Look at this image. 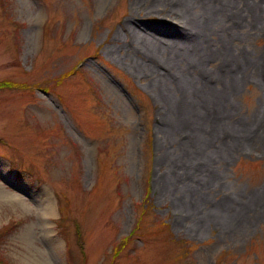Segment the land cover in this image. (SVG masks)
<instances>
[{
	"label": "rangeland",
	"instance_id": "374dc122",
	"mask_svg": "<svg viewBox=\"0 0 264 264\" xmlns=\"http://www.w3.org/2000/svg\"><path fill=\"white\" fill-rule=\"evenodd\" d=\"M158 1L0 0V264H264V0H198L190 22ZM193 96L220 177L200 232L165 185Z\"/></svg>",
	"mask_w": 264,
	"mask_h": 264
},
{
	"label": "bare ground",
	"instance_id": "6f19581e",
	"mask_svg": "<svg viewBox=\"0 0 264 264\" xmlns=\"http://www.w3.org/2000/svg\"><path fill=\"white\" fill-rule=\"evenodd\" d=\"M140 1V0H138ZM184 2L182 4H180V10L182 11V13L184 14L185 18L190 22V20L187 18L188 15H190L191 10H195V3H200V1L198 0H183ZM221 1H225L226 3L229 0H220ZM161 3H164L163 0L158 1L157 3H155V5H160ZM248 5V4H247ZM254 7H256V9H258V7L260 6L261 8H263L262 4H258L256 5V3H253ZM178 6V9H179ZM215 6V8H217L216 10H220V6L218 5H213ZM155 9V8H152ZM214 13V12H213ZM240 15H244L241 11H240ZM188 22V23H189ZM196 22V21H192V24ZM197 22H199V19L197 20ZM191 24V23H190ZM173 29H178L179 25L176 27H172ZM138 37L140 38L141 41H144V39H146L145 34L143 33H139L136 32ZM206 50V49H204ZM207 51V50H206ZM206 52L202 51L201 54L204 55ZM167 85L171 88V84L168 82ZM235 88V86H234ZM228 89H232V88H228ZM218 91V90H217ZM215 90H213V93L217 92ZM209 92V91H208ZM209 92V95L215 99V103L218 104L219 106H222V109L224 108V113L225 114H229V112L233 109V105L232 103L229 102H222L219 98V96L215 97V95ZM196 95V94H194ZM224 101V99H222ZM197 103V96L196 98H194L193 96V100L191 102H185L182 101V107H180L178 110V115H176V110L173 114V116H171V120H170V124L168 125V128L166 130V139L165 141L169 142L173 139V134L174 131L176 129V127L178 125H185L188 124V126L190 127V129L194 130L195 132V140H194V144L193 146H190V144L184 142L185 145V150L183 151H178L176 149H172V150H168L166 152V161L169 162H173V165L175 166V164H177L178 168L180 169L179 172H175L174 175H168V177L166 178V184L167 187H169V189H171L172 191L174 190L177 193H181L182 196H191L194 197L196 199L195 203L193 204V206H191L192 210L193 207L198 210L200 216L199 218H201L200 222L198 221L197 224V230L200 232V227H201V222L203 221L204 218H206L205 215V211L204 210L206 208V206L202 205L203 203H209L210 201V193H211V189L213 187L214 184H216L217 182L220 181V177L217 173L211 171L210 172V167L209 164L212 165V167H214L213 162H208L210 161V155H209V147L207 148L206 145L208 143V139L210 138L211 134H212V130H209L206 134L204 132V129L199 130V123L198 119L200 117V113L199 110L196 106ZM171 105H175V102L171 100ZM178 108V107H177ZM205 120L210 121V123L213 125V119L211 117V115L206 116L204 115V123ZM234 123V125H233ZM231 123L232 126H234L236 133L239 134H245L249 131V128H247L246 126L240 125L238 123L233 122ZM216 125V124H214ZM213 128V126H212ZM202 131V132H201ZM210 133V134H209ZM232 145V144H231ZM226 144L223 143L221 146V149H224L225 151L223 153L225 154H229L228 149H226ZM184 152V153H182ZM194 155H199L201 156L200 158L204 159V164L202 166H197L194 165L192 163V157ZM216 169V168H214ZM190 175H197L200 176L201 179H203V182H201V184L196 180L193 181L190 179ZM168 189V190H169ZM179 193V194H180ZM227 204V201L223 200L222 203L217 202L216 206H212V208L214 209L210 215H212L213 212H218L217 210H222V214L226 217L227 215V210L228 208L225 206ZM219 214V213H217ZM219 217V215L217 216ZM225 222L228 221V218L223 219Z\"/></svg>",
	"mask_w": 264,
	"mask_h": 264
},
{
	"label": "trees",
	"instance_id": "16d2710c",
	"mask_svg": "<svg viewBox=\"0 0 264 264\" xmlns=\"http://www.w3.org/2000/svg\"><path fill=\"white\" fill-rule=\"evenodd\" d=\"M69 72L72 73V71H69ZM10 84H11L10 81H2V82H0V88H1V87H8ZM35 86H36V85H35ZM144 210H145V208H144ZM128 240H129L128 237H124L123 240H122V242H123L124 244H126V242H127ZM115 248H117V247H115Z\"/></svg>",
	"mask_w": 264,
	"mask_h": 264
}]
</instances>
